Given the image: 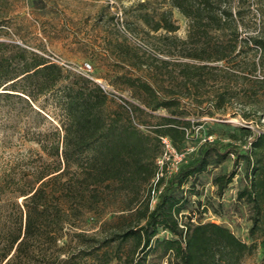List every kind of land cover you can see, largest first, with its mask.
<instances>
[{"label": "trees", "instance_id": "obj_1", "mask_svg": "<svg viewBox=\"0 0 264 264\" xmlns=\"http://www.w3.org/2000/svg\"><path fill=\"white\" fill-rule=\"evenodd\" d=\"M161 1L167 6L162 10H149V0L132 10L139 12L146 33L164 32L168 53L195 62L164 61L175 73L169 74L164 94L141 77L116 75L139 101L120 104L123 112L108 109L110 98L94 79L65 74L32 51L0 42V116L34 117L29 139L43 153L21 159L0 176V264H243L256 249V240L248 244L223 223L192 221L181 213L197 193V176L232 155L231 168L214 183L221 195L244 161L237 200L250 207L254 238L264 213V132L239 128L248 139L243 150L203 143L192 162L159 178L153 205L151 190L161 137L184 152L193 133L184 104L199 108L205 103L199 115L209 116L239 104L243 108L233 115L256 124L264 118V30L242 34L250 0ZM173 10L187 20L183 39L172 35L178 29ZM213 62L226 67L209 65ZM209 80L215 83L206 96L201 90ZM41 97L44 104L36 105ZM48 106L57 111L60 126L42 131L38 126ZM143 106L167 111L149 132L134 123L133 108L145 113ZM88 223L96 230L89 232ZM160 230L170 236L160 237ZM132 242L137 252L125 248Z\"/></svg>", "mask_w": 264, "mask_h": 264}, {"label": "rangeland", "instance_id": "obj_2", "mask_svg": "<svg viewBox=\"0 0 264 264\" xmlns=\"http://www.w3.org/2000/svg\"><path fill=\"white\" fill-rule=\"evenodd\" d=\"M140 1L145 0H0V42L32 51L60 66L65 74L73 72L94 79L110 98L108 109L117 108L123 112L120 104L137 105L139 101L132 96L129 89L123 87L120 79H115L116 75L141 77L159 90L160 94H164L165 87L170 83L169 74H175L172 65H167L164 61L172 64L195 62L180 57L178 53H168V42L163 38V31L146 33L148 28L139 17V12L132 10ZM149 2V10H162L167 7L161 0ZM250 4L249 17L241 25L243 35L253 34L259 28L264 30V0H250ZM173 20L178 29L172 35L185 38L187 20L176 10H173ZM121 55L130 56L131 62L136 65L122 61ZM209 65L226 67L220 62ZM222 78L223 76L218 77ZM113 81L117 82L116 85H112ZM214 83L209 80L201 90L203 94L211 95ZM44 100L45 97H41L36 105L44 104ZM205 106V103L199 108L184 104L187 111L185 119L190 120L189 130L193 133L189 136L180 165L192 162L198 156L199 147L205 142H212L222 148L235 144L243 150L244 142L248 139L239 129L241 127L248 126L253 132H264V118L256 124L242 119L239 114L233 115L243 108L239 104H234L224 114L199 115ZM143 109L145 113H137L133 108L134 123L145 132L155 128L160 121L159 116L167 115L165 109L151 111L144 106ZM43 113L46 120L40 122V130L59 128L57 111L48 106ZM32 121L34 117L27 114H12L7 119L0 116V176L17 162L20 164L23 158L24 162L28 158L35 159L38 154L43 155L39 145L29 139L31 133L28 126ZM232 134H235L236 139ZM160 147L162 152L156 158L158 166L164 150L162 145ZM232 162L231 155L222 164L210 167L197 176V193H191L190 208L181 213V216L190 215L192 221L201 217L202 221L223 223L248 244L256 240V249L245 256L243 264H264V213L262 229L256 232L254 239L249 234L250 207L244 201L237 200V192L244 183V161H240L236 175L221 195L214 183V178L227 172ZM167 165L170 171L171 162L168 161ZM20 169L15 168L19 171ZM164 176H170L165 168ZM189 184H186L185 189ZM197 201L200 204H196ZM95 227L91 223L85 226L89 232L95 231ZM158 235L170 236V233L160 230ZM134 247L133 242L125 245L130 252L133 249L137 252Z\"/></svg>", "mask_w": 264, "mask_h": 264}, {"label": "built area", "instance_id": "obj_3", "mask_svg": "<svg viewBox=\"0 0 264 264\" xmlns=\"http://www.w3.org/2000/svg\"><path fill=\"white\" fill-rule=\"evenodd\" d=\"M161 143L164 148L161 155V160L159 161V170L156 173L154 179L152 180V190H151V205H153L157 199V195L160 192L157 188V182L161 176L164 175V168L166 173L169 175L176 172L180 163L183 161L185 154L183 152H178L172 145L168 137H161ZM168 161L171 162V170L168 171Z\"/></svg>", "mask_w": 264, "mask_h": 264}]
</instances>
